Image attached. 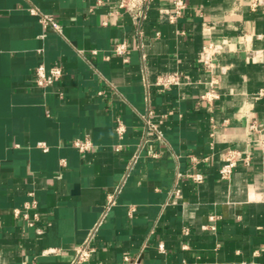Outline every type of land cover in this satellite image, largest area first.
<instances>
[{"label":"crops","instance_id":"0c3cea01","mask_svg":"<svg viewBox=\"0 0 264 264\" xmlns=\"http://www.w3.org/2000/svg\"><path fill=\"white\" fill-rule=\"evenodd\" d=\"M185 2L168 22L170 0H154L138 25L118 0H0V264H71L124 176L83 264H128L127 254L138 264H264V0ZM122 42L127 61L112 51ZM208 43L218 47L211 67L201 61ZM40 62L62 68L58 82L37 86ZM170 72L179 85L155 84ZM209 88L210 105L200 101ZM148 110L161 140L144 139ZM85 138L90 149L73 146ZM227 147L250 160L223 180ZM30 191L35 226L12 212Z\"/></svg>","mask_w":264,"mask_h":264},{"label":"built area","instance_id":"2783aa9c","mask_svg":"<svg viewBox=\"0 0 264 264\" xmlns=\"http://www.w3.org/2000/svg\"><path fill=\"white\" fill-rule=\"evenodd\" d=\"M154 0H118L117 6L119 9H123L131 16L132 20L136 24H141L146 16L149 5ZM104 0H93V6H100ZM170 6L162 7L161 12L164 14V17L168 22H174L182 13L183 9L186 7L185 0H170ZM29 12L32 15L38 17V20L44 27H52L56 32L61 33L62 28L59 23H57L51 14L42 12L36 7L29 8ZM40 51V50H39ZM113 53L119 54L123 56V60H128L129 49L127 45L122 42L116 44L113 49ZM218 51V47L216 44L208 43L202 48L201 61L205 67H211L213 64V55ZM62 76V68L59 65H51L50 67H46L44 63L40 62L35 66L34 70V80L37 86L47 87L55 84ZM183 75L179 72H170L160 74L156 80L155 84L162 89L170 88L172 86L179 85L182 81ZM98 93H101L98 92ZM218 97L217 92L213 88H209L200 96V101L205 102L207 104H211L214 99ZM152 111L148 110L146 113L141 115L143 121V129H144V139L148 140V135L154 133L156 138L161 140L163 139L162 132L158 129L156 123L151 120ZM166 116V114L161 115L160 121ZM253 128L254 125H251ZM125 125L120 120H116L115 131L119 138H122L125 133ZM264 143V142H263ZM73 146H75L79 151H86L91 147V141L88 138L85 139H75L73 140ZM46 148V146H43ZM116 149H119L120 145L115 146ZM155 156V154H152ZM137 154H135L128 164V169H131L134 165ZM250 160V155L248 153H244L243 151L227 147L224 150V160L218 170L219 176L223 180H228L231 178L234 167L238 164V162L242 161L248 163ZM127 175V173H126ZM178 176L180 173L178 172ZM193 181L201 182L204 178V175L200 172H190L187 174ZM125 180L124 178L114 187V189L106 195L102 216L100 219L91 227L89 233L85 240L76 246L74 257L71 261V264H83L87 262L91 256V253L94 250V246L92 244V238L95 232L98 230L100 224L102 223V219L107 214V212L116 204L117 197L122 190V186ZM30 199L24 203L23 208H13L12 212L14 216H21L28 226H35L36 221L39 219V213L37 212V202L34 198V193L32 191L28 192ZM133 211V207L129 209V214ZM210 220L214 219V216L209 217ZM211 229H214L213 225L208 226ZM187 229H185V232ZM162 244H159V248L162 249ZM124 261L128 262V264H138L139 256L127 254L124 256Z\"/></svg>","mask_w":264,"mask_h":264}]
</instances>
